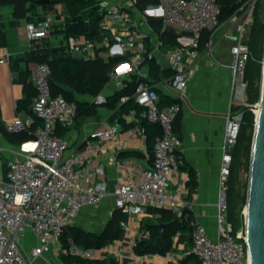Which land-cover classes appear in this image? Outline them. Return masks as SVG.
<instances>
[{"label":"built area","instance_id":"obj_1","mask_svg":"<svg viewBox=\"0 0 264 264\" xmlns=\"http://www.w3.org/2000/svg\"><path fill=\"white\" fill-rule=\"evenodd\" d=\"M237 1L235 13L222 22L218 0H155L146 7L144 14L160 17L163 26L155 41L148 43L150 34L140 27L131 12L137 0L124 3L100 0V33L90 38L70 36L64 48L65 55L84 61L122 57L124 60L110 72V78L119 89L125 86V79L130 80L131 75L136 74L138 80L133 97L141 107L140 110L131 109L136 124L128 129V133H139L144 137L142 120L158 122L161 126L162 133L156 138L153 148V165L123 178L112 192L116 208L123 209L128 215H140L148 208L168 209L178 215L183 213V207L187 205L184 197L187 188L184 183L173 186L171 179L178 174L182 161V139L175 130V123L193 74L190 57L204 52L211 62L230 69L232 98L222 145L217 236L211 237L203 223L194 221L193 246L180 255L183 258L192 253L201 264H249L245 229L234 231L233 224L227 219L226 182L232 160L231 150L236 143L241 120V113L234 111L233 106L244 98L245 69L250 56L247 39L260 4L264 18V0ZM53 21L54 15H47L27 22L26 37L30 40L49 37ZM169 28L188 34L189 42L178 38L180 44L167 50L171 74L157 82L149 79L143 65L156 57L165 44L163 32ZM204 31L211 34L205 48L200 50ZM217 32L231 43L230 61L227 63L214 53ZM11 58L12 53L4 49L0 62L9 63ZM50 73V66L43 62L36 64L31 75L36 88L32 109L43 119V125L32 128L33 117L19 114L4 123L7 132H27L31 137L26 142L30 145L24 148L0 144V158H4L0 168V264H32L60 239L64 228L75 224L82 208L99 204L109 193L104 165L99 164L95 168L88 165L89 152L95 150L96 145L88 142L86 152L75 153L69 151L68 139L58 133L59 126L67 130L74 126L78 108L75 101H69L63 95H53ZM159 83L172 90L174 102L159 105ZM128 98L121 97V102ZM105 100L102 94L96 97L97 103ZM121 130V123L115 120L111 126L93 131L91 137L99 142L115 141ZM31 234L37 242L27 246ZM148 237V230L140 231L132 246L137 240ZM106 250V246H80L68 237V245L62 248V253L93 259L103 257Z\"/></svg>","mask_w":264,"mask_h":264},{"label":"crops","instance_id":"obj_2","mask_svg":"<svg viewBox=\"0 0 264 264\" xmlns=\"http://www.w3.org/2000/svg\"><path fill=\"white\" fill-rule=\"evenodd\" d=\"M112 2H127V0H111ZM146 2L141 0L134 4L131 12L137 20L140 27L150 34L148 43L155 41L157 31L144 14L146 7L154 2ZM145 4V5H144ZM1 32H0V55L4 49L12 53L9 63L0 62V111L3 121H7L20 114L25 116L24 112L18 113L16 110L17 99L25 96L23 83L21 81L20 72L30 68L31 72L35 67L33 62L27 60L32 56L33 51L37 48H58L59 53H64L65 43L68 39L64 34L52 33L43 40H30L25 35V25L27 20L15 19L13 7L10 5L0 8ZM51 15L48 9L40 7L37 9L35 20ZM61 19H54L53 24H59ZM177 34L176 40L180 44L189 42L188 34H180L174 29L169 28ZM70 37V36H69ZM81 38H84L80 35ZM214 53L222 62L230 61V42L219 33L216 38ZM174 46L165 44L156 53L154 60L159 64L160 71L156 74L153 72L150 61L143 65L145 72L149 74V79L160 82L162 77L169 76L171 70L167 60V50ZM62 51V52H61ZM65 54V53H64ZM107 60L109 57H101ZM23 59V60H21ZM193 65V74L188 82L187 94L182 103L179 113L180 119L175 123V130L182 139V161L178 174L173 175L171 184L173 186L184 183L187 188L184 194L187 205L184 210H191L194 213L195 221L203 223L211 237L217 236V201L218 191L220 187V163L222 154V144L224 141L226 116L231 106V71L226 66L211 62L201 52L197 57H190ZM32 75V73H31ZM32 80V76H30ZM127 80V79H125ZM33 83V80H32ZM126 83V82H125ZM34 85V83H33ZM120 89V88H119ZM118 90L115 82L109 77L104 84L100 94L107 98ZM159 98L164 95L173 98L172 90L162 83L157 86ZM98 96V95H97ZM89 94L79 96L81 99L95 101L96 97ZM97 103V102H96ZM121 103V102H120ZM117 109L109 105H101L95 115L81 117L74 126L64 133L69 142V151L75 153L86 152L88 142L96 145L95 150L89 152L88 165L91 168L103 164L105 167V180L108 185L109 193L105 198L96 205L86 206L82 208L75 219V224L87 231L98 232L102 226L108 222L114 211L116 210L115 198L113 190L120 180L136 173L138 169L151 167L153 161L150 160L149 148L146 136L139 133L130 135L128 129L134 126L135 119L131 110L122 109L115 114ZM111 118V116H113ZM115 120L122 125V130L115 137V141L105 142L91 137V133L101 127H109ZM0 144L10 145L18 148L28 147L30 143H26L30 139H26L19 143L9 140L1 130ZM120 144V145H119ZM193 168L197 175V186L190 194L188 189L189 174L187 169ZM159 213H152L149 209L140 215H128V220L122 222V235L106 245H115L113 252V262L116 264H180L174 258V252L180 250L187 251L189 245V235L186 232H178L173 237V248L167 255L146 254L137 256L132 251V243L140 233V223L144 218L157 220ZM127 226L126 228L124 226ZM61 241L60 239L56 242ZM37 241L34 236L29 235L27 246L35 244ZM56 254L53 247L45 252L46 257ZM105 253L104 256H106ZM114 255H117L116 258ZM119 256H121L119 258ZM179 256V255H177ZM117 259H120L119 261Z\"/></svg>","mask_w":264,"mask_h":264},{"label":"trees","instance_id":"obj_3","mask_svg":"<svg viewBox=\"0 0 264 264\" xmlns=\"http://www.w3.org/2000/svg\"><path fill=\"white\" fill-rule=\"evenodd\" d=\"M140 1L138 0V3ZM145 1L143 3L155 2V0ZM218 3L220 5V21L222 22L235 13L239 4L237 0H218ZM6 5L13 7L15 19L35 20L34 16L37 15L38 7L48 9L56 16V19L63 17L61 23L52 24V33L54 34H64L66 37L81 35L84 38H90L100 33L98 27L99 20L96 19L99 5L96 0H50L49 3H39L38 0H0V8ZM58 5H61L62 10H59ZM262 10L263 6L260 4L255 12L254 21L247 39L250 46V56L245 69V94L247 104H255L258 102L261 94L264 57V18ZM148 19L157 31H161L163 21L160 17L149 16ZM210 34L207 31L201 34L199 43L200 50L205 48ZM162 36L167 46L176 47L179 45L176 40L177 34L173 31L167 29L163 32ZM122 60H124L122 57H113L107 60L98 58L91 61H84L65 55L64 53L60 54L58 48L50 49L43 47L34 50L32 56L27 61L33 62L35 66L43 62L50 66L51 73L53 74V78L50 79L52 93L53 95H63L67 100L76 102L78 108L77 122L81 117L97 114L98 108L101 105H109L117 109L115 114L122 109L140 110L141 107L133 97L138 80L136 74H132L130 80H125V86L116 90L113 95L107 98L104 104H98L95 101L85 100L79 97L86 94L92 96L99 95L104 84L109 80L110 72ZM150 65L154 73L160 71V66L154 59L150 61ZM31 73L30 68L20 72L25 96L17 99L16 110L18 113L24 112L25 116L23 117L32 116L34 119L32 128H35L37 125H43V119L38 117L32 109V101L36 96V88L30 79ZM123 96H129V98L125 102H121V97ZM174 101L173 98L161 95L159 105L164 106ZM243 108L244 104L233 106L234 111L241 113V120L238 137L231 151V170L226 190L227 219L233 224L235 231L242 226L243 217L237 214L238 202L234 201L232 195L233 192H236L239 199V192L237 190L239 172L241 170L250 172L251 152L255 132V113L251 109L243 111ZM113 117L114 115L111 116V118ZM178 118L180 119L179 115ZM178 118L177 120L179 122ZM4 123L5 121L2 120L0 111V128L3 134L12 142L19 143L31 137L27 132H7L4 129ZM140 124L146 136L150 160L153 161V148L156 138L162 133L161 126L158 122L149 120H142ZM66 131L67 129L58 127L59 134L64 135ZM187 171L189 174L188 189L191 194L197 186V175L196 171L191 167ZM240 200L243 203L244 201L247 202L246 196L240 197ZM148 209L152 213H159L160 217L157 220L150 218L142 219L140 223L141 230H148L149 237L137 240L136 244L133 245L132 251L135 255L142 256L155 253L167 255L173 248V237L178 232H186L189 235L187 250H191L193 246L192 223L195 221L194 213L191 210H184L181 215H178L168 209ZM127 220L128 214L123 209L116 208L112 218L100 232L87 231L76 224L70 225L64 228L60 235L62 248L68 245V237H71L80 246L103 248L122 235V222H126ZM161 223H164L163 228ZM62 255L63 260L67 264H111L113 261L105 257L90 259L64 253ZM181 262L182 264H201V261L192 253L183 257Z\"/></svg>","mask_w":264,"mask_h":264},{"label":"water","instance_id":"obj_4","mask_svg":"<svg viewBox=\"0 0 264 264\" xmlns=\"http://www.w3.org/2000/svg\"><path fill=\"white\" fill-rule=\"evenodd\" d=\"M49 3L50 0H38ZM101 18L99 14L97 20ZM262 87L257 104H244L243 111L255 113L247 202L245 208V233L249 264H264V62ZM49 78H53L50 73ZM258 110V112L256 111ZM162 228L164 223H161Z\"/></svg>","mask_w":264,"mask_h":264},{"label":"rangeland","instance_id":"obj_5","mask_svg":"<svg viewBox=\"0 0 264 264\" xmlns=\"http://www.w3.org/2000/svg\"><path fill=\"white\" fill-rule=\"evenodd\" d=\"M96 1H98V3L100 2V0H96ZM109 1H111V0H109ZM39 9H40V7H38ZM58 8H59V10H62V7H61V5H58ZM51 15H54L53 13H51ZM55 15H54V19H55ZM218 35H219V32H217L216 34H215V36H214V44H216V38L218 37ZM263 62H264V57H263ZM263 76V75H262ZM263 78V77H262ZM261 87H262V79H261ZM246 103V94H244V98H243V100L242 101H240V102H238L237 104H245ZM258 102H256L255 104H257ZM236 104V105H237ZM237 113H239V112H237ZM223 145V144H222ZM232 151V150H231ZM222 152V151H221ZM231 162H232V160H231ZM3 163H4V158H0V168L2 167V165H3ZM222 168H223V163H222V154H221V163H220V171L222 170ZM228 169H229V173H228V177H227V182H228V179H229V175H230V170H231V163H230V165H229V167H228ZM249 174H250V172L249 171H240L239 172V175H238V182H237V190H238V192H239V199H238V196H237V194H236V192H233V195H232V197H233V199H234V201L235 202H238V205H237V214L239 215V216H241L242 215V217H243V224H242V226H240L238 229L240 230V229H245V208H246V202L244 201V203L242 202V200H240V197H243V196H246V199H247V193H248V185H249ZM219 180H220V175H219ZM226 182V183H227ZM220 188V187H219ZM107 223V222H106ZM106 223H105V225H106ZM105 225L104 226H102V228L98 231V232H100L104 227H105ZM233 228H234V226H233ZM235 231V230H234ZM53 247V251L54 252H56V254H52V255H50V257H46V255H44V256H40V257H37V258H35L33 261H32V264H67L64 260H63V255H62V242L61 241H58V242H56L55 243V241L51 244V246H50V249ZM49 249V250H50ZM106 251L104 252V253H107V255L106 256H103V257H105V258H107V259H111V260H115V259H113V252L112 251H114L116 248H115V245H113V246H107L106 247ZM114 249V250H113ZM49 250H47V251H49ZM47 251H46V253H47ZM116 251V250H115ZM112 253V254H111ZM177 255H179V256H177ZM181 253H180V250H176L175 252H174V258H176L177 260H178V262L180 263V264H182V262H181ZM116 258L118 257L117 255H114ZM121 256H119V258H120ZM118 261L120 260V259H117ZM111 264H116L115 262H111ZM133 264H136V263H133ZM137 264H138V262H137Z\"/></svg>","mask_w":264,"mask_h":264},{"label":"bare ground","instance_id":"obj_6","mask_svg":"<svg viewBox=\"0 0 264 264\" xmlns=\"http://www.w3.org/2000/svg\"><path fill=\"white\" fill-rule=\"evenodd\" d=\"M256 111L258 112V110L256 109Z\"/></svg>","mask_w":264,"mask_h":264}]
</instances>
